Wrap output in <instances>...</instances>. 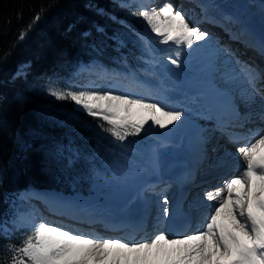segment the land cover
<instances>
[{
    "label": "trees",
    "instance_id": "obj_1",
    "mask_svg": "<svg viewBox=\"0 0 264 264\" xmlns=\"http://www.w3.org/2000/svg\"><path fill=\"white\" fill-rule=\"evenodd\" d=\"M132 11L115 0H0V264H8V247L30 231L18 217L22 193L103 197L87 182L104 168V157L92 153L75 125L102 128L70 100L49 95L48 87H80L98 67L146 65L149 50ZM80 63L91 72H78Z\"/></svg>",
    "mask_w": 264,
    "mask_h": 264
},
{
    "label": "snow or ice",
    "instance_id": "obj_2",
    "mask_svg": "<svg viewBox=\"0 0 264 264\" xmlns=\"http://www.w3.org/2000/svg\"><path fill=\"white\" fill-rule=\"evenodd\" d=\"M121 6H135L133 15L143 19L158 43L192 49L197 42L209 39L207 32L190 26L171 4L158 12L149 10L142 0ZM260 50L264 54V41ZM180 54L177 51L176 58H169L172 65H179ZM237 74L247 84L245 103H254L257 97L264 100V71L244 64ZM48 93L57 100H70L86 115L102 120V130L119 142L140 135L146 126L167 129L183 116L182 111L111 91L50 85ZM259 116L264 119V110ZM234 126L240 125L221 121L217 129L238 142L240 137L231 131ZM238 151L247 165L238 176L225 181L223 188L205 194V199L214 203L202 230L176 238L159 233L129 243L79 234L47 222L32 223L21 244L8 247V264H264V132ZM163 203L167 204L166 198ZM162 215H169L168 207H163Z\"/></svg>",
    "mask_w": 264,
    "mask_h": 264
},
{
    "label": "bare ground",
    "instance_id": "obj_3",
    "mask_svg": "<svg viewBox=\"0 0 264 264\" xmlns=\"http://www.w3.org/2000/svg\"><path fill=\"white\" fill-rule=\"evenodd\" d=\"M157 1L146 0L148 5L157 6V12L168 3H172L171 5L175 9L182 0H166L171 1L168 3ZM187 1V8L188 6L195 7V10H191L193 14L189 17L187 8L178 10L185 15L190 26L198 27L201 31L209 34V39L206 40L209 50L206 52L201 49L189 51L188 57L190 58L189 61H191L189 64L191 67L194 65L193 67L201 69H211L217 64L219 70L218 75L206 78H190L183 71H179L181 91L190 101L195 97H199L200 105L195 107V111L190 110L192 118L185 121L180 120L174 125H170L176 133L172 142L173 148L175 147L172 152L174 155L168 154L163 157L164 151L160 150V152L162 151L163 162L154 165L159 168L156 171L157 173L148 172L147 169L153 165L142 167L143 172H148L149 174L140 181L137 186L139 188L134 191L130 199L126 201L118 197L116 200L120 203L117 204L115 202L116 206L114 205L105 211L97 207L99 206L97 204H102L100 202L87 203L81 200H70L47 191L33 192L30 194L31 200L37 205H35L37 207L35 208L37 217L43 222L79 234L99 238L120 239L129 243L149 240L160 229V220L163 216L162 209L165 207L163 201L165 198L169 200L168 195L165 194V187L170 182L172 184L171 177L184 175L188 179L189 186L186 190V198L192 199V209L197 211L205 203V194L207 192H214L223 188L225 181L229 180L230 176L241 173L239 168H228L226 170L222 168L226 162L234 164L244 161L245 159L238 149L245 144H251L258 138V133L264 132V121L261 122V125L256 122V119H261L259 113L264 110V107L256 110L255 106L264 105V100L261 97H257L254 103L248 104L244 102L243 97L247 84L243 76L237 74V70L242 65L248 64L260 71H264V62L261 60L262 52L260 50L261 42L264 41V33L263 31H255V29L250 27L251 23H244V25H242L243 23L239 25L231 24L229 10L226 11L229 12L227 13L228 15L223 14V6L226 5L227 0L226 2L220 0L221 4L223 3L222 5L216 3L217 0H211V5L207 0ZM212 2L214 3L212 4ZM249 3L252 4V1L250 0ZM152 36H154L153 40ZM150 38L151 44L157 47L164 45L157 42L154 34L150 35ZM231 61H238V67L230 68ZM221 77H231L230 79L232 80L237 79L239 85L245 87L243 94H240L238 99L236 97V101L232 99L230 93L217 87L216 84ZM120 79L128 81V86L132 89L122 90L114 86L107 90L111 88L121 90L120 92L116 91L115 94L143 98L146 101L158 103L166 109H179V106L174 102L171 103L165 96L155 99L152 91L148 88L142 87L143 94L134 93L132 90L138 88L139 83L130 80V76H122ZM231 88L234 91L237 87ZM168 92L176 95V100L180 98L178 89L168 88ZM200 106L206 108L214 122L210 123L196 118H205V115L197 111ZM233 108H236V113L239 115V119L236 122L234 121L233 124L240 126L232 127L231 131L246 135L244 141L234 144L227 140V135L219 131L216 125L220 117L232 114ZM249 116H251V119H248ZM147 129L154 130L151 127H147ZM209 140H213L214 143L212 141L209 142ZM219 144H221V147L218 148ZM168 145L170 146V144L166 146L168 147ZM160 152L159 150L155 152L156 157L160 155ZM210 152L212 153L210 154ZM151 157L153 161V155H150V159ZM237 157H239V160ZM162 164L165 166L161 168L163 169L161 171L160 167ZM216 180H221L217 186H215ZM155 190L158 192L155 193ZM154 195L159 197L154 198ZM149 200L155 204L151 206ZM136 202L137 204L135 205ZM213 203L211 202V205ZM134 206L136 207L134 208ZM39 211L41 216L38 214ZM209 213L210 211L198 218L191 217L192 226L183 235L202 230L203 223ZM130 227L138 230V232L136 234L132 233Z\"/></svg>",
    "mask_w": 264,
    "mask_h": 264
},
{
    "label": "rangeland",
    "instance_id": "obj_4",
    "mask_svg": "<svg viewBox=\"0 0 264 264\" xmlns=\"http://www.w3.org/2000/svg\"><path fill=\"white\" fill-rule=\"evenodd\" d=\"M115 1L120 5L124 3H133V0H115ZM207 1L211 5V0H207ZM223 1L226 2V0ZM227 1L228 2H226L225 4L228 7L224 5L223 6L224 9L223 8L222 9L224 10L223 14H227L230 12L231 16H229V19L231 24L239 25L243 23L242 25H244V23H251L250 27L255 29V31L257 30L260 32L263 31L264 33V0H251L252 4L249 3L250 0H227ZM135 2L139 3L141 2V0H135ZM142 2L147 5L149 10L156 11L157 6L148 5L146 0H142ZM157 2L168 3L171 1L158 0ZM187 2H188L187 0H182L179 3V6L177 8L175 7V10L181 8L182 9L187 8L186 6L188 4ZM213 3L214 2H212V4ZM216 3L221 4L220 0H217ZM168 4H172V3H168ZM131 8L133 9L132 11L133 13L137 11V8L135 6ZM188 8H187L188 10L187 15L190 17L193 14L191 10H195V7L188 6ZM217 9L219 8L217 7ZM228 10L229 12H226ZM134 16L139 23V28L136 29V31L138 32L141 38L143 37L145 46L149 50V59H147L146 65H143L144 67L141 66L135 68V67H128L125 64L121 63L120 65L118 64L112 69H108L107 67H101V68L98 67L97 70L98 75L95 78H90L82 86L72 89L74 90L95 89L98 91H106L108 88L115 86L122 90H128V89H132L128 86L127 83L128 81H123L122 79H120V77L130 76V80H134L135 83L136 82L139 83L138 88L132 90L134 93L143 94L142 87L148 88L152 91L153 97L155 99L157 97L165 96L171 103L174 102L177 106H179V109L177 110L183 112V116L181 118L182 121L192 118V116H190L191 113L190 110L191 111L196 110L195 107L197 105H200V99L199 97H195L191 101L187 99L186 95L181 91V87L179 85V71H183L190 78L193 77L206 78V77H214L218 75L219 66H217V64H215L211 69L196 68L193 67L194 65L191 67V65L189 64L191 61H189L190 58L188 57V52L193 49H201L202 51L206 52L207 50H209L206 41L197 42L196 44H194L192 49L177 48L176 46L171 44L168 45L164 44L163 46H159L160 47L159 48L151 44L150 35L152 34H150V29H147L143 19L139 16L136 15ZM153 38L154 36H152V40ZM117 41L119 44H122V41L120 39ZM177 51L181 53L179 57L178 66L172 65L169 60V58H176L175 54ZM229 54L231 55V53ZM231 62L232 63L230 65V68L238 67L237 65L238 63H236L237 61H231ZM91 68L92 66L81 63L78 66L77 70L78 72H84V71L91 72ZM216 85L218 88L224 90L225 92L230 93V96L234 101H236V97L238 99L240 94H243L242 92L244 91L245 88L244 86L239 85L237 79L232 80L229 77H221ZM140 86L141 88H139ZM230 87L233 88L237 87V88H235L234 91H232V88L230 89ZM168 88L178 89V91H180L178 95L180 98L176 100L175 99L176 95L168 92ZM107 91H111L115 93L116 91L120 92L121 90H114L113 88H111ZM73 106L74 109L79 113L85 115L86 117H91L86 115L84 112H82L77 106L74 105V103ZM255 106L256 109L264 107V105L262 106L255 105ZM197 111H199L202 115H205L204 119L196 117L197 119H200L201 121L205 120L210 123L213 122L210 117V113H208L205 107L200 106L199 109H197ZM94 119L100 125L104 123L102 120L98 118H94ZM262 121L264 120L256 119V122H262ZM105 127H107L106 124ZM75 128H77L80 133L83 132L84 134H87L85 135L87 138L86 139L83 138V140L88 141V139H90V143L92 145L91 146L92 153L94 154L95 152H99L104 157L102 163V166H104V168H100V170L95 171L92 178L87 182L88 185L87 189L89 191L94 193L100 192V194L103 196L100 200L98 199L99 202L102 204H97L99 205L97 207L103 209V211L110 209L114 205L116 206L115 202L119 204L120 202H117L118 200H116V198L118 197L126 201L127 199H130L134 191L139 188L137 186L139 185L140 181L148 176L149 174L148 172H151L152 174L157 173L156 171H158L159 168L154 165L163 162L161 156L162 151H164L162 154L163 157H165V155L168 154L171 156L174 155L172 154V152L175 147L173 148L172 142L174 141L176 133L172 126H169V128L167 129H159L157 127L154 128L151 127L154 130H149L146 127V130L143 131L140 135L129 136L123 142L117 141L108 132H105L104 130L99 131L97 130V128L92 127L87 123L86 124L83 122H81V124L77 123L75 125ZM210 141L213 142V140H209V142ZM167 144H170V146L168 145L167 147L166 146ZM219 147H221V144H219L218 148ZM157 150H159V152L160 150L162 151L159 153L160 155L156 157L155 152ZM152 151L154 152L152 153ZM211 153L212 152H210V154ZM150 155H153V161H152V157L150 159ZM232 157L234 158V156ZM238 158L239 157H237V159ZM229 165H230L229 162H226L223 166L227 167ZM145 166H151L153 168L151 170L150 167L149 169H147L148 172H143L142 167ZM163 166L165 165L162 164L160 167L161 171L163 170L161 169ZM238 175L239 173L233 174L232 176L229 177V180ZM220 181L221 180H216L215 186L220 184ZM170 185L171 183H168V185H166L165 194L168 193ZM42 191H46V190L33 189L26 193H22V197L25 202V209H23V211L19 214L18 217L21 219L23 223L27 224L28 227L32 223L43 222L41 219L37 217V212L35 209L37 208L36 207L37 205L34 203L33 200H31V196H30V194H32L33 192H42ZM154 192L157 193L158 191L155 190ZM61 197L66 198L64 196ZM153 197L157 198L159 196L155 197L154 195ZM89 201L90 203H96L97 200H94L92 202L91 200ZM136 204L137 202L135 203V205ZM149 204L153 206L155 203L149 200ZM135 207L136 206H134V208ZM200 208L201 210L204 209L205 211L208 212L211 211V201L206 200L205 203H203ZM38 214L40 215V211L38 212ZM159 233H161V227L154 234L157 235ZM154 234L153 237L155 236ZM153 237H151V239Z\"/></svg>",
    "mask_w": 264,
    "mask_h": 264
}]
</instances>
